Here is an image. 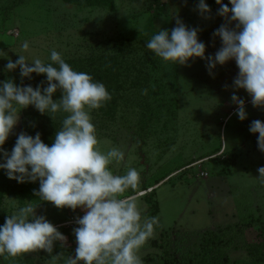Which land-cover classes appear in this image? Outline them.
I'll return each mask as SVG.
<instances>
[{"label": "rangeland", "instance_id": "374dc122", "mask_svg": "<svg viewBox=\"0 0 264 264\" xmlns=\"http://www.w3.org/2000/svg\"><path fill=\"white\" fill-rule=\"evenodd\" d=\"M103 1L101 5L83 6L68 0H0V71L5 76L0 80L12 78L21 84L19 68L5 70L9 59L15 61L19 54L49 62L52 49L69 59L88 55L100 41L122 43L131 72L125 78L118 105L110 117L97 114V110L91 115L102 150L117 146L125 152V160L113 164V170L123 174L130 166L140 171L142 215L152 217L151 204L153 200L158 202L154 217L159 226L138 254L142 259L156 258L168 248L179 264L189 257L198 260L202 255V232L208 230L222 238L235 237L230 245L240 247L228 250V264H252L242 246L258 241L255 226L241 232L236 225L250 219L264 221V180L258 177V168L264 166V152L258 149V136L253 133L242 143L235 133L224 136L227 120L236 108L231 101L233 91L241 98H250L246 106L252 104L244 89L232 87L239 71L236 63L231 60L217 65L213 76L205 60L195 58L189 66L175 65L161 61L145 47L160 29L175 27L179 16L189 27L201 29L199 39L206 44L205 55H214L221 41L213 37V32L225 23L217 15L219 5L207 0L212 11L211 18L205 19L196 11L198 0ZM25 41L29 43L27 51L22 48ZM144 89L146 95L142 94ZM22 116L23 110L4 145L9 151L22 132ZM62 118L59 113L54 120L48 115L49 120L39 131L45 143H53ZM11 184H26L27 188L11 196L6 189ZM38 188L39 181L18 183L0 170V224L18 207L40 203L37 214L46 215L66 235L67 242L63 247L56 242L52 254L39 250L15 258L0 256V264H50L51 255L61 252L75 256L73 228L85 210L59 209L50 202H41L34 193ZM131 194V190L125 193Z\"/></svg>", "mask_w": 264, "mask_h": 264}, {"label": "clouds", "instance_id": "9594fccd", "mask_svg": "<svg viewBox=\"0 0 264 264\" xmlns=\"http://www.w3.org/2000/svg\"><path fill=\"white\" fill-rule=\"evenodd\" d=\"M215 3L219 5L217 15L225 23L213 32L221 41L214 55H205L206 44L199 39L201 29L189 27L179 16L175 27L160 29L145 47L161 61L175 65L189 66L195 58L205 60L213 76L217 65L234 60L239 71L232 87L244 89L254 107L264 108V0ZM196 11L211 18L207 0H198ZM22 48L27 51L29 43L25 41ZM48 61L29 60L19 54L5 66L7 72L19 68L22 79L31 80L35 73L45 74L46 81L33 87L18 85L12 78L0 80V170L18 183L39 181L34 193L41 202L59 209L85 210L73 228L75 256L56 253L50 264H143L139 250L154 236L159 220L142 215L140 171L129 166L118 174L111 167L125 160L124 150L117 146L102 150L100 146L91 113L110 101L111 94L91 74L74 70L56 49L51 50ZM57 92L60 95L54 99ZM142 94L146 95L147 89ZM231 101L238 118L246 120L245 100L233 91ZM29 106L53 120L56 114H63L60 128L51 145L42 140L40 132L33 136L22 131L9 151L4 145L20 122L21 111ZM249 131L258 133V149L264 152V121L253 120ZM258 173L264 180V166ZM130 190L133 194L125 195ZM39 204L18 207L0 224V256L15 258L39 250L52 254L56 242L61 247L66 244V235L46 215L37 214Z\"/></svg>", "mask_w": 264, "mask_h": 264}, {"label": "trees", "instance_id": "16d2710c", "mask_svg": "<svg viewBox=\"0 0 264 264\" xmlns=\"http://www.w3.org/2000/svg\"><path fill=\"white\" fill-rule=\"evenodd\" d=\"M68 1L83 6L101 5L104 3L103 0ZM123 53L124 49L122 43L114 42L111 44L110 40H105L96 43V48L86 56L65 59V61L69 63L74 70L87 72L92 75L94 80L103 82L106 85V88L110 92L112 98L103 107L96 109L99 111L97 114L108 115L110 117L118 105L120 93L124 89L125 78L128 73L131 72L129 71L130 65H128ZM32 75L33 79L29 80L28 78H23L21 80V84H31L35 87L40 84L41 81H46L45 74L37 75L33 73ZM0 77H5L1 71ZM153 93L159 95L157 90H154ZM59 95L60 93L57 92L54 94L53 98L56 99ZM263 117L264 116H262L260 120H262ZM48 120L47 114L42 115L34 107L29 106L28 108L23 109L22 131L34 136L36 132H39L42 128H44V124ZM8 186L9 185L6 187L7 193L11 196L22 194L27 188L26 184H22L19 187L12 184L9 187ZM158 210V202L157 200H153L150 210L151 216L154 217ZM252 226H255L258 241L247 242L243 244L242 247L246 249L249 261L251 260L252 264H264V221L261 222L259 220L250 219V221H246L241 225H236L237 229L241 232L244 229L251 228ZM221 236L218 234L216 235L214 232L212 233L211 231L204 230L200 240L202 255L198 260L192 259L193 257H189L188 260L184 261L182 264H228L230 259L228 250L230 248L236 250L239 249L240 246H238V244H234L233 246L230 245V243L233 242L232 239L235 237L230 236L222 238ZM154 244L155 241H153V246H155ZM158 246L162 247L163 244H159ZM154 259L158 261V264H179L177 262L178 258L172 255L168 248H165L163 250V254L156 258L145 257L142 260L151 261Z\"/></svg>", "mask_w": 264, "mask_h": 264}, {"label": "crops", "instance_id": "0c3cea01", "mask_svg": "<svg viewBox=\"0 0 264 264\" xmlns=\"http://www.w3.org/2000/svg\"><path fill=\"white\" fill-rule=\"evenodd\" d=\"M238 96H240L239 94H237ZM244 94L241 93V96H243ZM245 102L246 100H249L250 98H244L242 97ZM246 106V105H245ZM236 109V108H235ZM257 107H254L252 104L250 106H246V111L248 113V118L244 121H241L238 116L236 115L235 110L233 111V113H231V115L228 118V124L224 129V136L225 133L229 132L228 134H233L235 133L237 136H241V141L239 143H242L244 141H246L247 137L251 134V132L249 131V126L251 124V122L253 120L256 119H260L262 116H264V110L260 111L259 113H257ZM229 125V127H228ZM255 135L258 136V133H256ZM229 141L232 142V138H230V136L228 137ZM228 141V143H229ZM226 144V139H225V143Z\"/></svg>", "mask_w": 264, "mask_h": 264}, {"label": "built area", "instance_id": "2783aa9c", "mask_svg": "<svg viewBox=\"0 0 264 264\" xmlns=\"http://www.w3.org/2000/svg\"><path fill=\"white\" fill-rule=\"evenodd\" d=\"M200 173H201L202 175H204V174H205V171H204V170H200Z\"/></svg>", "mask_w": 264, "mask_h": 264}]
</instances>
